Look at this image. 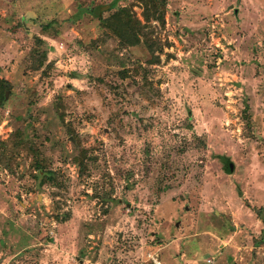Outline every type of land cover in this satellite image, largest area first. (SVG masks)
<instances>
[{
    "label": "rangeland",
    "instance_id": "obj_1",
    "mask_svg": "<svg viewBox=\"0 0 264 264\" xmlns=\"http://www.w3.org/2000/svg\"><path fill=\"white\" fill-rule=\"evenodd\" d=\"M122 7L0 0V264H264V0Z\"/></svg>",
    "mask_w": 264,
    "mask_h": 264
},
{
    "label": "trees",
    "instance_id": "obj_2",
    "mask_svg": "<svg viewBox=\"0 0 264 264\" xmlns=\"http://www.w3.org/2000/svg\"><path fill=\"white\" fill-rule=\"evenodd\" d=\"M139 2L142 6L143 21L136 18L129 8L122 7L112 13L111 16L101 18V27L108 30L111 35L117 39L120 48L127 49L137 45H143L151 55L154 54V50L162 52L163 49L155 34L157 26L153 25L152 21H157L161 26H164L166 0H139ZM96 43L97 42L94 41L92 45L96 47ZM35 56L39 57V59L36 60V62H38L36 68L41 69V65H43L42 58H45V55L35 53ZM133 69H136V67ZM46 71L47 69L44 70V74H46ZM128 71L129 69L125 68L119 71L118 74L121 75V77H125ZM10 87L11 85L8 81L0 78V107L5 102ZM224 160L226 161L227 159ZM82 166H85V164L80 160V169ZM35 172L39 180L44 179L51 183L55 180V172L44 171L40 166H37Z\"/></svg>",
    "mask_w": 264,
    "mask_h": 264
},
{
    "label": "water",
    "instance_id": "obj_3",
    "mask_svg": "<svg viewBox=\"0 0 264 264\" xmlns=\"http://www.w3.org/2000/svg\"><path fill=\"white\" fill-rule=\"evenodd\" d=\"M226 171L228 173H231L233 171V164L230 162V161H227V164H226Z\"/></svg>",
    "mask_w": 264,
    "mask_h": 264
}]
</instances>
